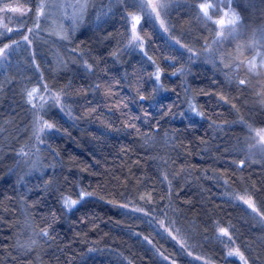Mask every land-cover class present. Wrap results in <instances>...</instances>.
<instances>
[{"label":"trees","instance_id":"obj_1","mask_svg":"<svg viewBox=\"0 0 264 264\" xmlns=\"http://www.w3.org/2000/svg\"><path fill=\"white\" fill-rule=\"evenodd\" d=\"M251 2L232 0L241 18L222 28L225 0H164L144 49L130 40L140 0L105 3L30 56L15 44L25 66L0 87V264H244L229 252L264 264V0ZM33 17L0 29V47ZM36 83L60 103L31 100Z\"/></svg>","mask_w":264,"mask_h":264},{"label":"rangeland","instance_id":"obj_2","mask_svg":"<svg viewBox=\"0 0 264 264\" xmlns=\"http://www.w3.org/2000/svg\"><path fill=\"white\" fill-rule=\"evenodd\" d=\"M140 1L147 6V14H129V19L131 23L130 29H132L130 40L132 41V43L136 44L135 47L139 49H144L145 38L147 36V29L149 27V20L146 19L151 18L152 14V18L161 25L163 23V17H161L162 9L164 8L163 6H165V3L164 0ZM214 1L215 3H218V0ZM237 1L243 7L253 4L251 0ZM108 2L110 4L111 0H8L6 2L0 1V29L4 28L8 34H11V32L14 34L19 33V31L23 29V27H21L19 24H16V21L22 19L24 16L28 15L31 12H33L34 14L32 21L29 23V25L31 26L28 25L25 27L24 32L20 34L21 36L18 37L19 40L17 42L5 44L9 47L4 53L0 54V87L6 77L9 78L11 76V73L12 75H14V72L16 74L21 73L23 71V66H25L23 63H19L17 61V58H19L20 56H26V52L20 51L19 47L15 44H20V47H23V49L27 51V55L30 56V54H32V50L34 51L33 48L35 47L34 44L36 43V40L41 39L42 37H45L47 39L52 38V35H54L55 37H62L63 35L66 38L70 34L77 33L85 25L87 21V16L92 13V11V15H95L96 17L95 19H102V16L109 12V7H107V5L105 4H108ZM231 2L232 0H225L226 5L223 11L224 17L220 20V14L218 16L217 20L220 27L222 25V28L224 24H234V22L239 21L241 18V13H239L235 7L231 6L233 5V3ZM203 4L206 5V7L211 6L212 4L214 5V3L208 1H204ZM41 5L43 7H40ZM13 8L17 9V11H11V9ZM137 17L139 18L138 23L136 22ZM220 21H223V24H221ZM133 24H135V32H133ZM219 31H221V28ZM25 36L28 37L27 41H25L24 39ZM133 36L139 37V42L134 41ZM15 40H17V38ZM4 48V45L0 47V49ZM9 62H12L13 65L11 64V67L13 69H9L10 67H6L8 66ZM250 64L257 66L256 56H253L250 59ZM144 77L148 79V76L145 75ZM30 87V92H32V96L30 97V99L33 100L36 104L46 103L50 99L55 100L56 103H60V100H58L60 98L56 96L55 93H52L51 91L45 89L44 86L37 84ZM123 107L118 108V110L121 111ZM123 112L124 111H122V113ZM133 120V118H130L128 121ZM5 125L10 128V135L16 134L15 127L17 125V120L14 116L10 118V120L8 119L7 121H3V126ZM49 125L50 124L47 122L39 123L38 137L39 135H41V132L50 129ZM262 129H264V126L255 129L256 135L257 131ZM260 143H262V145L264 146V142L260 141ZM239 200L241 202H244V200H249L252 206L250 207L249 204L246 205L249 206L252 210L253 208L257 210L255 202L252 201L250 197L243 195V197L241 196Z\"/></svg>","mask_w":264,"mask_h":264},{"label":"snow or ice","instance_id":"obj_3","mask_svg":"<svg viewBox=\"0 0 264 264\" xmlns=\"http://www.w3.org/2000/svg\"><path fill=\"white\" fill-rule=\"evenodd\" d=\"M40 7H43V6L41 5ZM205 7H206V5L201 4V10L202 11L205 9ZM11 11H17V9L13 8V9H11ZM136 22L137 23L139 22V18L138 17L136 18ZM220 23L223 24V21H220ZM133 32H135V24H133ZM24 39H25V41H27L28 37L25 36ZM133 40L136 41V42H139V37L133 36ZM133 46L135 47L136 44H133ZM8 47H9L8 45H5L4 49H0V54L4 53ZM156 79L159 80V72L156 73ZM240 83L243 84L244 81H240ZM28 96L31 97L32 96V92H29ZM141 99H143V97H141ZM49 127H51V126L49 125ZM257 137L260 139L261 142H264V129L257 131ZM64 203H65V206L70 209L72 206H74L77 203V201L76 200H65ZM244 203L245 204H249L250 207L252 206L251 202L249 200H244ZM253 211L255 212L256 209L253 208ZM221 234L223 236H226V237L228 236V232L226 230H224V229H221ZM43 235L47 236V233L45 232ZM229 239H231V238L229 237ZM228 255L229 256L237 255V256H239L240 260L244 262V264H247V261L244 260L243 255L238 253V252L237 253L229 252Z\"/></svg>","mask_w":264,"mask_h":264}]
</instances>
